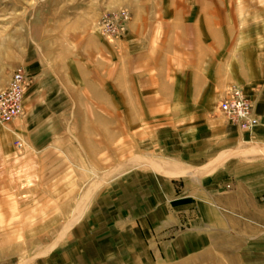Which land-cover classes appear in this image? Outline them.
Here are the masks:
<instances>
[{
  "label": "crops",
  "instance_id": "0c3cea01",
  "mask_svg": "<svg viewBox=\"0 0 264 264\" xmlns=\"http://www.w3.org/2000/svg\"><path fill=\"white\" fill-rule=\"evenodd\" d=\"M227 51L123 55L113 83L110 62L102 63L103 99L84 106L119 109V123L150 128L133 157L151 162L120 165L86 202L94 185L84 189L75 149L62 139L48 146L46 136L29 146L31 124L54 122L61 112L48 109L73 107L72 98L61 83L60 99L50 97L40 65L28 73L22 118L0 126V218L19 221L0 234L41 238L7 240L0 264H191L211 252L231 253V264H264V41ZM13 68L14 55H0V91ZM230 86L252 104V131L216 112Z\"/></svg>",
  "mask_w": 264,
  "mask_h": 264
},
{
  "label": "rangeland",
  "instance_id": "374dc122",
  "mask_svg": "<svg viewBox=\"0 0 264 264\" xmlns=\"http://www.w3.org/2000/svg\"><path fill=\"white\" fill-rule=\"evenodd\" d=\"M262 41L264 0H0V55H14L13 71L22 68L29 84L28 73L40 65L50 97L59 94L61 83L72 98L73 107L48 109L51 116L61 112L60 118L49 119L43 129L31 124L29 146L46 136L48 146L63 141L75 149L84 165V189L94 185L81 202L118 175L120 165L123 171L151 162L133 157L141 148L140 133L150 128L119 123V109L84 106L87 99L96 104L103 99L97 75L104 61L110 62L113 83L123 55H183L188 50L191 55H224L236 43L240 50L248 45L257 49ZM127 111L133 117L136 109ZM6 206L0 204V214ZM1 219L0 229L19 225ZM39 238L0 234V245L10 239L38 243ZM230 254L211 252L191 264H225L220 255L231 264Z\"/></svg>",
  "mask_w": 264,
  "mask_h": 264
},
{
  "label": "built area",
  "instance_id": "2783aa9c",
  "mask_svg": "<svg viewBox=\"0 0 264 264\" xmlns=\"http://www.w3.org/2000/svg\"><path fill=\"white\" fill-rule=\"evenodd\" d=\"M28 85L29 80L24 70L15 69L5 89L0 91V125H5L22 115L23 95ZM216 112L226 122L241 130L252 131L258 125L251 102L236 86L228 87L218 102ZM14 145L20 153L23 149L22 142L17 140Z\"/></svg>",
  "mask_w": 264,
  "mask_h": 264
},
{
  "label": "bare ground",
  "instance_id": "6f19581e",
  "mask_svg": "<svg viewBox=\"0 0 264 264\" xmlns=\"http://www.w3.org/2000/svg\"><path fill=\"white\" fill-rule=\"evenodd\" d=\"M151 160V159H150Z\"/></svg>",
  "mask_w": 264,
  "mask_h": 264
}]
</instances>
